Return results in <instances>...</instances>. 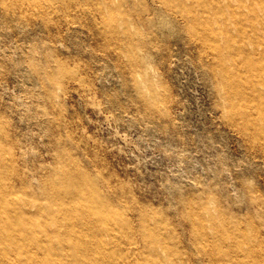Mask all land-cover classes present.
<instances>
[{
	"label": "rangeland",
	"instance_id": "obj_1",
	"mask_svg": "<svg viewBox=\"0 0 264 264\" xmlns=\"http://www.w3.org/2000/svg\"><path fill=\"white\" fill-rule=\"evenodd\" d=\"M82 1L0 0L6 185L35 200L93 180L124 243L112 264H264V138L234 121L217 55L161 0Z\"/></svg>",
	"mask_w": 264,
	"mask_h": 264
},
{
	"label": "bare ground",
	"instance_id": "obj_2",
	"mask_svg": "<svg viewBox=\"0 0 264 264\" xmlns=\"http://www.w3.org/2000/svg\"><path fill=\"white\" fill-rule=\"evenodd\" d=\"M131 1L100 0L97 9H133ZM161 1L169 13L181 16L194 41L217 55L214 65L224 72L222 86L243 100L229 103L234 121L248 128L251 139L264 138L259 123L264 121V0ZM224 50L232 63H226ZM6 164L0 151V264H112L124 243L100 186L82 172L69 173L65 183L57 179L43 186V196L21 198L4 181Z\"/></svg>",
	"mask_w": 264,
	"mask_h": 264
}]
</instances>
